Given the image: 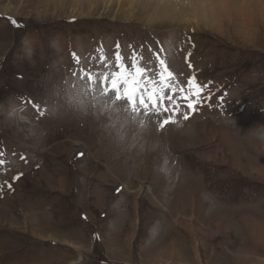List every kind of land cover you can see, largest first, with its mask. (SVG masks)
I'll return each mask as SVG.
<instances>
[{
  "label": "rangeland",
  "instance_id": "374dc122",
  "mask_svg": "<svg viewBox=\"0 0 264 264\" xmlns=\"http://www.w3.org/2000/svg\"><path fill=\"white\" fill-rule=\"evenodd\" d=\"M146 2L164 0H0V264H264V195L240 197L264 188V0L240 28L150 21ZM117 42L210 102L162 128L170 112H133L78 72L116 70Z\"/></svg>",
  "mask_w": 264,
  "mask_h": 264
},
{
  "label": "snow or ice",
  "instance_id": "6c2138e0",
  "mask_svg": "<svg viewBox=\"0 0 264 264\" xmlns=\"http://www.w3.org/2000/svg\"><path fill=\"white\" fill-rule=\"evenodd\" d=\"M12 22L15 23L14 20ZM119 49L120 45L117 42L114 53V68L116 70L106 71L102 75L100 73L93 75L94 72L90 69L85 70L83 67H79L78 72L82 77L87 76L89 80H95L96 77H99V82L104 92L114 93L117 100L126 101L133 112L144 111L146 114L150 113L156 116L170 112L166 119L159 122V126L162 128L169 122H175L172 118L180 112L181 105L175 100L177 91L180 93V98L186 101L185 107L190 111H194L196 106L205 100L210 102L211 95L209 94L207 97L203 95L204 86L199 85L194 76L188 78L187 92L184 91L183 87L176 89L173 85L176 74L168 67L166 58H160L159 55H156L157 63L153 69L142 66L144 58L140 56L139 59H136L137 54L133 53L134 58L132 59L131 68H129L124 63V57ZM97 52L99 53L98 63L103 64L105 68H113L112 61L107 59L103 48H98ZM91 59L94 60L96 57L93 56ZM73 60L76 65H81V58L75 53H73ZM76 72L74 70L73 74ZM153 72L155 73V78L152 76ZM109 76L111 77L110 80ZM165 89L170 93L167 96L165 95ZM34 107L39 111L38 105H34ZM183 118L187 119L188 114L184 113ZM2 155L3 153H0V156ZM79 155L82 156L83 153ZM21 159H24V157L21 156ZM3 163L4 161L0 159V165ZM12 179H19V175ZM5 183L11 190V183L8 181H5Z\"/></svg>",
  "mask_w": 264,
  "mask_h": 264
},
{
  "label": "bare ground",
  "instance_id": "6f19581e",
  "mask_svg": "<svg viewBox=\"0 0 264 264\" xmlns=\"http://www.w3.org/2000/svg\"><path fill=\"white\" fill-rule=\"evenodd\" d=\"M89 3H92L94 0H88ZM107 4L118 3L120 8H125L130 12L135 9L133 6L135 0H103ZM147 1V0H146ZM215 1L221 3L236 5L239 8H231L229 14L228 10H216L213 6ZM256 0H164L161 5L153 7L152 4H149L150 1L143 4L144 13L147 14V18L151 21L153 19H179V17L185 18L183 21L193 20L197 24L200 22L211 25L214 28L221 27V23L226 21L227 23L230 20L235 19V24L240 28V24H243L238 17L245 16L248 19V22H253V13L250 10V7L253 6ZM152 2V1H151ZM126 10V11H127ZM3 12L7 13L3 8ZM222 12V13H221ZM222 17L220 18V16ZM187 16L191 17L186 18ZM223 18V20H222ZM158 21V20H157ZM160 21V20H159ZM180 21V20H179ZM182 21V20H181ZM225 22V24H226ZM222 28V27H221ZM214 30V29H213ZM215 32V31H214ZM224 34V33H223ZM170 94V93H169ZM175 100L180 104H186V101L181 99L179 95H176Z\"/></svg>",
  "mask_w": 264,
  "mask_h": 264
},
{
  "label": "crops",
  "instance_id": "0c3cea01",
  "mask_svg": "<svg viewBox=\"0 0 264 264\" xmlns=\"http://www.w3.org/2000/svg\"><path fill=\"white\" fill-rule=\"evenodd\" d=\"M264 188H260L258 189L257 187L256 188H253V189H243L241 191V199H246L248 200V202H251L249 205L252 206V207H257V208H260V204L258 203L259 201H262V197L264 195ZM253 192V195L255 196L254 198L255 199H252L251 197V193ZM256 201V202H254Z\"/></svg>",
  "mask_w": 264,
  "mask_h": 264
},
{
  "label": "clouds",
  "instance_id": "9594fccd",
  "mask_svg": "<svg viewBox=\"0 0 264 264\" xmlns=\"http://www.w3.org/2000/svg\"><path fill=\"white\" fill-rule=\"evenodd\" d=\"M261 141H264V135H261L258 137ZM159 222L157 221L156 223H154V225L152 227L149 228V236L152 237L157 233L156 230V225H158Z\"/></svg>",
  "mask_w": 264,
  "mask_h": 264
}]
</instances>
